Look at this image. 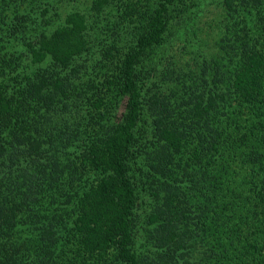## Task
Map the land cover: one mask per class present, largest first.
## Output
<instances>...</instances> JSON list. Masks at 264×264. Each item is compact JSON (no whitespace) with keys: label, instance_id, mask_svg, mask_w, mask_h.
I'll use <instances>...</instances> for the list:
<instances>
[{"label":"trees","instance_id":"obj_1","mask_svg":"<svg viewBox=\"0 0 264 264\" xmlns=\"http://www.w3.org/2000/svg\"><path fill=\"white\" fill-rule=\"evenodd\" d=\"M0 264H264V0H0Z\"/></svg>","mask_w":264,"mask_h":264},{"label":"rangeland","instance_id":"obj_2","mask_svg":"<svg viewBox=\"0 0 264 264\" xmlns=\"http://www.w3.org/2000/svg\"><path fill=\"white\" fill-rule=\"evenodd\" d=\"M217 12V10H216V8H215V6H214V4L213 5H211V6H209V7H207L206 9H205V11H204V13H203V15H202V17L201 18H199V21L201 22V23H203V22H209V20H213L214 18H215V13ZM211 21H210V25L212 26V23H211ZM202 25V24H201ZM175 48V47H174ZM176 49V48H175ZM172 51H173V48H172V50H171V52L170 53H172Z\"/></svg>","mask_w":264,"mask_h":264}]
</instances>
